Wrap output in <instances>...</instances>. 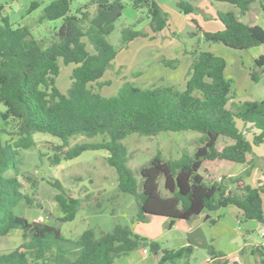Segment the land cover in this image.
Here are the masks:
<instances>
[{"label": "trees", "instance_id": "16d2710c", "mask_svg": "<svg viewBox=\"0 0 264 264\" xmlns=\"http://www.w3.org/2000/svg\"><path fill=\"white\" fill-rule=\"evenodd\" d=\"M72 1L52 0L43 8L39 21L61 20L50 41L37 40L29 27L13 26L7 16H0V237L18 230L21 240L16 248L0 254V264H116L117 259L140 246L160 254L156 264H188L194 250L191 245L162 248L119 224L98 235L86 229L72 240L56 225L15 214L22 200L31 204L22 193L18 157L21 150L35 146L36 133L61 141L48 158L52 166L85 151H105L106 163L117 174V190L135 200L137 213L132 223L157 216L166 218L167 229H171L177 220L189 222L203 215V223L214 225L216 219L211 214L232 207L240 214V222L264 225V170L255 186L246 183L244 176L228 175L234 165L255 167L252 144H264V99L233 103L231 82L224 76V59L199 49L190 52V74L182 90L173 86L141 88L124 82L114 95L102 96L100 91L109 82L101 79L119 51L148 35L132 27L123 28L114 46L107 38L122 15L123 0H90L71 13ZM209 1L228 3L244 15L255 0ZM130 4L135 10L146 11L152 33L167 27V16L157 0H130ZM91 6L95 7L93 14ZM37 7V2H31L28 12ZM176 7L186 16L198 12L191 0H178ZM261 8L264 11V4ZM216 18L222 29L203 32L205 42L235 50L264 43V30L243 24L234 12H216ZM59 62L73 66L65 95L55 84ZM163 62L173 66L175 61ZM254 65L264 71V57L255 59ZM249 75L258 81L255 70ZM236 121L259 131L252 144ZM188 131L198 135L193 151L183 150L176 159H165L157 152L139 169L138 183L127 164L123 140L133 134L154 137ZM96 136H101L99 142L69 146L70 139ZM51 185L58 191L53 197L60 213L57 221H73L81 199L66 192L58 181ZM207 249L211 261L229 263L210 243ZM250 252L264 264V246H253Z\"/></svg>", "mask_w": 264, "mask_h": 264}, {"label": "rangeland", "instance_id": "374dc122", "mask_svg": "<svg viewBox=\"0 0 264 264\" xmlns=\"http://www.w3.org/2000/svg\"><path fill=\"white\" fill-rule=\"evenodd\" d=\"M37 2L38 7L28 12L31 2ZM52 0H0L2 10L0 16H7L13 25L29 27L37 40L50 41L54 32L60 27L61 20L39 21L43 8ZM90 0H73L71 13L78 6L87 4ZM198 12L189 16L181 14L176 3L178 0H157L167 16V27L157 33H152L145 10H135L130 0H123L125 5L121 17L115 22L113 32L108 36V42L116 46L123 28L132 27L142 31L147 37H139L129 43L127 49L119 51L111 67L105 72L101 82H109L100 94L104 97L114 95L124 82H130L141 88L153 86H173L178 90L185 87L190 74L191 55L196 49L209 51L224 59L226 63L224 76L231 82L233 103L245 101H261L264 99V71L254 65L255 59L264 57V43L248 50H235L218 43H208L203 40V32H214L222 28L216 18V12L232 11L240 22L249 26H259L264 30V11L261 4L264 0H255L244 15L223 2L209 0H191ZM95 7H90L93 14ZM1 22V21H0ZM90 50V48H88ZM175 61L173 66L163 62ZM72 65L64 66L59 62V74L55 84L61 94H66L70 87ZM255 70L258 81H252L250 72ZM237 127L244 137L252 144L253 136L258 130L250 124L236 121ZM3 138H7L4 136ZM198 135L194 132L159 133L154 137L130 135L123 144L128 150V166L140 183L139 169L157 152L165 159H176L183 150L192 152ZM35 146L19 153V180L23 184L22 193L31 204L22 200L14 209V213L29 221L56 225L61 233L69 239H76L84 230L93 229L96 235L108 232L115 225L128 226L133 233L145 238L148 242L156 241L162 248L177 249L187 240L188 228L201 225L207 239H212V246L217 252L235 260V264H260L258 257L251 254L253 246H239L234 239L238 234L246 235L249 230L248 243H264L262 230H257L256 222L241 220V216L230 211L232 207L221 209L211 216L216 219L214 225L203 223V215L191 221L177 220L171 229H167L168 220L163 217L148 216L144 222H133L137 207L131 195L117 190V174L114 168L106 163L105 151H85L70 161H62L57 166L50 165L48 158L52 156L53 146L61 141L48 134H34ZM101 136L93 138L76 137L69 140V146L76 143L99 142ZM256 158L255 167L235 166L230 176H244L245 181L252 180L253 173L264 169V144L253 145ZM248 172V176H245ZM11 173V172H10ZM29 178L30 180H26ZM247 179V180H246ZM58 181L64 190L81 199V205L73 221L59 223L60 213L53 203V197L58 192L51 183ZM35 186L33 188L32 186ZM162 189V180L160 181ZM264 226V225H263ZM20 231L13 230L9 235L0 237V254L7 253L20 243ZM146 250V253H143ZM160 257L148 246H140L128 255L116 260V264H156ZM208 249L194 247L188 264H218L221 260H210ZM230 264H234L232 261Z\"/></svg>", "mask_w": 264, "mask_h": 264}, {"label": "crops", "instance_id": "0c3cea01", "mask_svg": "<svg viewBox=\"0 0 264 264\" xmlns=\"http://www.w3.org/2000/svg\"><path fill=\"white\" fill-rule=\"evenodd\" d=\"M222 26V25H221ZM222 29V28H221ZM220 29V30H221ZM225 71V70H224ZM102 80V79H101ZM235 166H237V165H234V166H232L231 168H230V170L228 171V175H230L229 173L234 169V168H236ZM238 166H244V165H238ZM262 170H264V169H262ZM261 172V170L259 171V173ZM258 173V174H259ZM258 174H257V172L256 173H253V177H252V180L250 181V183L249 182H246V183H248L249 185H251V186H255V184H256V178H257V176H258ZM247 180V179H246ZM230 211H232V212H234L236 215H237V217H240V214L238 213V211L235 209V208H231V210ZM212 217V216H211ZM213 218V217H212ZM241 223V222H240ZM257 224H259V223H257ZM198 227H200L201 229H202V227H201V225H195V226H193V227H190V229L188 228V232H191V231H193L194 229H196V228H198ZM257 228V230H262L263 229V225H261V224H259V225H257L256 226ZM249 230H253V229H247V231H246V235H242V234H238V236L237 237H240L241 238V242H242V245H241V247H244V246H246V245H249V246H258V245H262V246H264V243H256L255 245H251L250 243H248V240H249V235H250V231ZM261 237H264V232L262 231V233H261ZM207 239V238H206ZM235 240V239H234ZM207 242H208V244L210 243V244H212L211 242H212V239H207ZM185 245H188V241L186 240V242L185 243H183V245L182 246H185ZM224 257L225 258H227L228 260H229V263L228 264H230L232 261L234 262V264H235V260H231L228 256H226V255H224ZM258 262H259V260H258Z\"/></svg>", "mask_w": 264, "mask_h": 264}, {"label": "water", "instance_id": "95a60500", "mask_svg": "<svg viewBox=\"0 0 264 264\" xmlns=\"http://www.w3.org/2000/svg\"><path fill=\"white\" fill-rule=\"evenodd\" d=\"M187 241L188 245H191L193 247L201 248V249H207L208 248V242L203 234L200 227L194 229L193 231L189 232L187 234ZM236 244L239 246L242 245L241 238L237 237L235 240H233Z\"/></svg>", "mask_w": 264, "mask_h": 264}, {"label": "built area", "instance_id": "2783aa9c", "mask_svg": "<svg viewBox=\"0 0 264 264\" xmlns=\"http://www.w3.org/2000/svg\"><path fill=\"white\" fill-rule=\"evenodd\" d=\"M143 253H146V250H143Z\"/></svg>", "mask_w": 264, "mask_h": 264}]
</instances>
